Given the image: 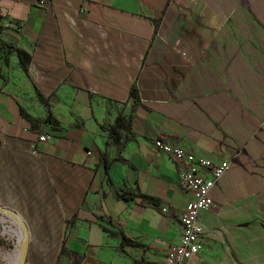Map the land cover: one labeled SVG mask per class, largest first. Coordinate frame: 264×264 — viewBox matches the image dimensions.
Instances as JSON below:
<instances>
[{"label": "crops", "instance_id": "1", "mask_svg": "<svg viewBox=\"0 0 264 264\" xmlns=\"http://www.w3.org/2000/svg\"><path fill=\"white\" fill-rule=\"evenodd\" d=\"M263 117L264 0H0V206L26 264H167L188 194L153 138L232 159L185 264H264Z\"/></svg>", "mask_w": 264, "mask_h": 264}, {"label": "built area", "instance_id": "2", "mask_svg": "<svg viewBox=\"0 0 264 264\" xmlns=\"http://www.w3.org/2000/svg\"><path fill=\"white\" fill-rule=\"evenodd\" d=\"M4 25L15 26L10 20H6ZM257 126L264 132V117L259 120ZM37 139L44 140L45 135L39 134ZM151 145L170 156L178 164V182L188 194V200L178 217L181 225L179 241L167 251V264H185L190 255L198 253L201 249L199 214L213 205L210 190L230 168L232 159L215 162L205 156L196 155L164 142L160 138H153ZM31 152L36 153L35 147L31 148Z\"/></svg>", "mask_w": 264, "mask_h": 264}, {"label": "trees", "instance_id": "3", "mask_svg": "<svg viewBox=\"0 0 264 264\" xmlns=\"http://www.w3.org/2000/svg\"><path fill=\"white\" fill-rule=\"evenodd\" d=\"M12 51L15 52L17 58H18V62L20 64V66L25 69V65L28 63L29 61V56L27 55V53L21 49L18 48H12ZM128 97L130 99L131 102V106H130V110L128 111V113L126 115L123 114H118L115 119L113 120V122L111 124H109L108 126H105L104 129L106 131L107 136L115 142V144H121L123 145L126 141H128L129 137H130V132H131V119L133 117V108L135 105L139 104V98H138V94H137V89H136V84L135 81H133L129 87L128 90ZM27 120H30L32 122V118L23 113L22 114ZM49 115H47L48 117ZM47 120V119H46ZM51 123L54 124V122L51 120ZM103 127V126H101ZM100 159H104V156L101 155ZM105 163V162H104ZM106 164V163H105ZM107 165V164H106ZM119 197H121L122 199H129V194L126 192H122ZM140 200H149V201H153V198L150 196H146L143 194L139 195ZM126 241L129 243V239H126ZM0 243L2 245H5L4 240L0 239ZM8 248H11V246L8 244L7 245Z\"/></svg>", "mask_w": 264, "mask_h": 264}, {"label": "rangeland", "instance_id": "4", "mask_svg": "<svg viewBox=\"0 0 264 264\" xmlns=\"http://www.w3.org/2000/svg\"><path fill=\"white\" fill-rule=\"evenodd\" d=\"M11 214L0 211V239L4 240L5 245L0 243V264H17L19 250L23 243V232L18 221ZM23 223V222H22ZM24 225V224H23ZM7 233V234H5ZM3 236H7L8 239ZM27 239V238H26ZM11 248H8L7 245ZM27 249L25 254L26 264Z\"/></svg>", "mask_w": 264, "mask_h": 264}, {"label": "water", "instance_id": "5", "mask_svg": "<svg viewBox=\"0 0 264 264\" xmlns=\"http://www.w3.org/2000/svg\"><path fill=\"white\" fill-rule=\"evenodd\" d=\"M0 211L11 214L14 218L18 219L21 222V227H22V232H23L24 237H23V243H22L20 250H19V258H18L17 264H25V254H26V249H27V239H26L27 235H26L25 227L22 223V220L18 216V214H16L14 211H12L8 208L0 206Z\"/></svg>", "mask_w": 264, "mask_h": 264}, {"label": "bare ground", "instance_id": "6", "mask_svg": "<svg viewBox=\"0 0 264 264\" xmlns=\"http://www.w3.org/2000/svg\"><path fill=\"white\" fill-rule=\"evenodd\" d=\"M17 220V219H16ZM18 221V220H17ZM18 223L20 224V226H21V223L18 221ZM22 228V227H21ZM5 234H7V233H5ZM4 238H6V239H8V237L7 236H3Z\"/></svg>", "mask_w": 264, "mask_h": 264}]
</instances>
